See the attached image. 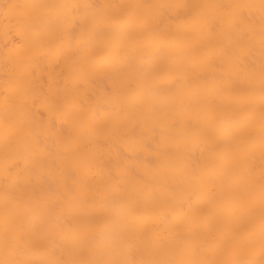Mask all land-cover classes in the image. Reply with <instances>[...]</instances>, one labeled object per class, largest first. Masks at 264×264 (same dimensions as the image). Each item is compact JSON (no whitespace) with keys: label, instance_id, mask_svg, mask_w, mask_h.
Returning a JSON list of instances; mask_svg holds the SVG:
<instances>
[{"label":"bare ground","instance_id":"bare-ground-1","mask_svg":"<svg viewBox=\"0 0 264 264\" xmlns=\"http://www.w3.org/2000/svg\"><path fill=\"white\" fill-rule=\"evenodd\" d=\"M0 264H264V0H0Z\"/></svg>","mask_w":264,"mask_h":264}]
</instances>
